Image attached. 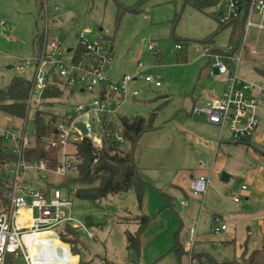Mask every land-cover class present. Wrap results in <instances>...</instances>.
<instances>
[{"label": "rangeland", "instance_id": "1", "mask_svg": "<svg viewBox=\"0 0 264 264\" xmlns=\"http://www.w3.org/2000/svg\"><path fill=\"white\" fill-rule=\"evenodd\" d=\"M42 3L44 9L39 11L35 0H0V88L7 86L13 77L33 79L34 67L28 60L33 55L32 40L37 30H43L44 33L45 28H48V39L56 38L60 44L62 58L71 57V52L66 49L76 48L78 34L82 30L91 45L101 44L103 53L110 52L104 69V75L110 80L132 77L140 70L158 75L161 82L158 88L153 89L144 82H137L134 85L141 90L140 94L135 100L127 98L118 111L126 116L148 117L154 114L153 126L159 130L147 131L140 136L134 157L138 163L149 161L150 166L153 164L151 160L156 162L162 158L165 167L175 173L197 169L195 167L199 165L208 167L215 161L213 172L217 182L210 176L212 192L203 201L204 210L200 214L198 210V220L201 218L207 222L208 231L210 216L218 219V226L226 225L228 228L218 233L205 232L207 237L203 242L207 251L219 262L227 259L239 262L244 248L252 250L249 248L258 245L264 248V177L259 171L264 170V99L259 103L258 122L253 133L238 140L233 138L227 125L221 129V125H214L208 117L193 114L191 110L194 99L195 104L205 105L207 101L219 97L224 88L222 74L208 76V58L202 52L204 46L220 48L227 45L231 27L218 25L219 13L224 14L226 9L218 5L198 9L184 0H42ZM184 42H187L186 58L182 60L177 57V53L183 55L185 51L175 48V44L182 45ZM248 44L249 47L256 44L257 53L246 54L238 64L237 73L241 78L264 89V77L258 70L264 65V31L258 32L251 28ZM148 45L152 46V50L147 48ZM67 92L69 90H63L56 99H50L52 104L41 108L57 114L59 121L77 104L87 105L94 98L88 92ZM37 96V93L33 94V98ZM32 111H29V117H32ZM200 121L213 127V139L221 131L218 146L205 145L213 132L208 131L207 126ZM115 125L114 120V128ZM21 128L22 119L0 111V135L3 129L19 133ZM25 130L30 137L29 123ZM67 148L70 151L75 149L72 143H68ZM154 154H158L156 159L152 158ZM201 168L206 169L205 166ZM160 173L168 174V171L165 169ZM223 173L228 175L226 180L222 179ZM74 174L70 170L66 176ZM30 180L34 188L43 185L42 181L33 177ZM49 181L52 183L51 189L61 187L62 198L67 199L69 196L75 218L94 226L93 237L82 229L77 230L79 244L75 255L79 264L89 262L91 256L97 255L100 250L104 251L112 233L115 234V243H118L122 231L119 230L121 227L116 217L122 214L124 208L137 213L136 201L131 206L128 200H119L123 193L108 196L95 204L74 196L76 182L72 179L64 181L58 175H51ZM254 183L257 184L255 190L252 189ZM241 184L249 188L246 195L241 191ZM164 191L175 196L168 186H165ZM159 195V198L154 195L149 197L150 216L153 217L158 208H161L160 213L165 212L163 218L169 214L176 216L179 204L174 203L173 211L169 206H164L168 200ZM234 196L239 198L237 203L232 200ZM246 196L247 199H244ZM177 197L183 199L184 194ZM193 230V241L199 239L194 225L188 231L187 244L191 242ZM230 236L234 237V244L224 239ZM29 244L33 264H69L73 259L68 246L54 237L37 233L29 239ZM118 246L116 244L114 255L109 254L117 256L115 263L137 264L136 260L131 262L135 253L124 257L125 253ZM188 255H184L181 264H212L209 258L191 260ZM7 256L6 264H29L23 255Z\"/></svg>", "mask_w": 264, "mask_h": 264}, {"label": "built area", "instance_id": "2", "mask_svg": "<svg viewBox=\"0 0 264 264\" xmlns=\"http://www.w3.org/2000/svg\"><path fill=\"white\" fill-rule=\"evenodd\" d=\"M210 1L212 6L218 5L226 9L224 14L219 13L218 25L231 26L236 23L239 36H236L234 44L227 43L220 48L204 46L202 55L208 58V76L222 74L225 84L219 97L207 101L205 105L194 103L191 110L194 114H207L213 123L221 125V129L227 125L233 138L238 140L253 133L258 122L259 103L264 99L263 88L241 78L237 73L238 64L244 56L257 53L256 44L249 47L248 37L251 28L258 32L264 31V0ZM47 29L45 28L43 33L46 39L40 50L28 59L33 64L34 73L32 87L26 98V114L40 104V96L51 73L59 80L62 91L66 89L69 92H79L82 88V92H88L94 95V98L87 105L77 104L56 123L57 139H50L48 142L51 146L62 147L56 167H48L43 161L25 159L24 149L28 144L24 129L26 118L22 120L19 133L9 129L1 130L4 138L10 142L14 160L8 170L11 178L10 188L5 191L9 205L5 211L0 212V264L6 263L8 254L23 255L29 264H33L29 253V239L37 233H51L54 238L67 245L68 243L60 239V233L69 224L92 236V228L75 218L69 196L67 199L62 198L60 186L51 189L49 178L51 175H58L62 179L67 177V172L77 162L74 142L86 136L95 147L102 145L99 127L112 123L127 98H136L140 93V89L132 85L133 82L142 81L152 88L161 85L158 75L144 73L143 70L137 71L132 77L108 79L104 75V69L107 67L110 52L103 53L101 44L91 45L85 39L83 30L78 34V44L85 52L75 60L74 49H66L71 52V57L62 58L60 44L56 38L48 39ZM147 48L152 50L151 45ZM175 48L179 49L180 45L175 44ZM35 93L38 98H33ZM78 124L88 130L87 134L82 133ZM92 125L95 128L94 133L90 131ZM42 140L46 141V138ZM115 141L122 143L123 136L116 133ZM68 143L74 145V151L68 150ZM30 177L42 181L43 185L34 188L29 181ZM208 184L209 176L197 175L189 181V188L194 195L203 197L208 190ZM240 187L242 190L247 188L244 184ZM238 199L237 196L233 197L234 202ZM180 203L186 205V200L183 199ZM217 221L218 219L214 218V233L226 228V225L218 226ZM193 237L194 230L191 231V245L194 244ZM69 250L70 248L68 252Z\"/></svg>", "mask_w": 264, "mask_h": 264}, {"label": "trees", "instance_id": "3", "mask_svg": "<svg viewBox=\"0 0 264 264\" xmlns=\"http://www.w3.org/2000/svg\"><path fill=\"white\" fill-rule=\"evenodd\" d=\"M184 1L185 3L191 2L198 9L213 5L210 0ZM35 3L39 11L44 9L42 0H35ZM133 10H137V8ZM230 27L231 35L228 43L234 44L236 36H239V28L238 26L236 27V23ZM43 43V30H37L32 40L33 54L40 50ZM186 43L179 44V49L185 51H182L183 55L177 53V57H180L182 60L186 58ZM74 51L75 60L85 52L80 44H77ZM258 70L264 77V65ZM45 83L46 88L40 96L41 102L37 107H34L32 117H29V112L26 114V98L32 87V79H24L20 76L13 77L7 86L0 88V111L22 120L26 118L25 126L29 123L30 137L27 135L28 144L24 149L25 159L27 161H43L48 167H56L59 164L58 157L62 147L60 145L51 146L48 142L50 139H57L55 127L59 116L45 111L41 106H49L52 104V100L50 99H56L63 91L54 73H51L47 77ZM70 93L72 92H67V94ZM114 120L116 122L115 128L113 127ZM153 120L154 114H150L148 117H142L140 115L126 116L118 113L112 123H105L99 127L102 144L100 147H95L86 136L74 142V145H76L75 156L77 162L70 170H73L75 174L74 176L64 178V181L72 179L76 182V187L73 192L77 199L90 200L95 204H99L102 200H105L108 196H114V194L125 193L130 190L134 192L137 213L132 218L129 216H121L116 219V222L128 223L131 222V219L138 222L139 226L134 232L124 231L126 249L135 253V256L138 258L141 254L140 235L149 222V216L143 214L141 211L145 187L148 183L138 174V165L136 159H134V152L140 136L144 132L157 128L153 126ZM116 133L123 136L124 141L122 143L115 141ZM2 134L0 135V212L5 211L9 205L5 191L10 188L11 178H9L8 170L14 160L10 142ZM43 138H46V141H43ZM126 213L130 215L131 212L126 211ZM60 239L70 245V253L75 255L77 245L79 244L77 229L69 224L66 225L63 228V232L60 233ZM171 249L180 252L179 246L176 243L173 244ZM98 258L101 259L99 264H117L109 261L105 257ZM211 263L264 264V248L259 247L253 250L244 248L241 262L235 260L221 262L213 260ZM85 264L91 263L89 261Z\"/></svg>", "mask_w": 264, "mask_h": 264}, {"label": "crops", "instance_id": "4", "mask_svg": "<svg viewBox=\"0 0 264 264\" xmlns=\"http://www.w3.org/2000/svg\"><path fill=\"white\" fill-rule=\"evenodd\" d=\"M137 82L139 81L133 82L132 85L136 86L134 84H136ZM136 98H132V100H135ZM194 103H196L195 99H194ZM201 115L208 117L207 114H199L198 116H201ZM208 120L210 123L215 125V123H213L209 119V117H208ZM200 123L204 126H207L208 131L213 132L214 130L213 127L207 125L205 121H200ZM156 130H159V129L156 128L154 130H151V132L152 131L154 132ZM213 135H214V132L212 133L211 138L205 141V145L218 146L220 144L221 131H219L216 139L212 138ZM157 156L158 154H154L152 158L156 159ZM134 159H136V163L138 164V174H140L141 178L144 181H147L148 183L145 187V194H144L142 204H141L142 205L141 211L143 212V214L149 216V220H148L149 222L146 225V228L141 232V235H140L141 237L140 257L138 258L135 256V258L137 259L135 258L131 259V262L136 260L138 262H142L141 264H181L182 262H184L183 257L186 253L187 254L189 253L188 258L191 260H193L194 258H196L197 260H200V259L202 260L203 258L204 259L209 258L211 262L213 260H216L214 259L212 255L209 254L203 242L205 241L204 238L207 237L205 232L208 231V224L206 221L202 220L200 217H199L200 219L198 220V210H199V214L204 210V207H202L204 205L203 201L206 200L212 192L211 191L212 187L210 185V176L211 178L213 176V180L217 182L216 174L213 172L214 167H215V161L211 166H208V167H206V165H199V167H195L197 169H186L183 171H176L175 173L174 171H171L172 169L165 167L166 165H165V162L162 160V158L160 160L157 159L156 162H152L151 160V163H153L152 166L148 164L149 161H143V163H138V159L135 157ZM203 166H205L206 169H202L201 167ZM150 167L152 168L148 171ZM165 169L168 171V174L160 173L161 170H165ZM259 171H261L262 177H264V170L260 169ZM197 175L209 176V184L207 187L208 190L203 197L194 195L193 193H191V190L189 188V181L191 180L193 176H197ZM258 178H257V181H258ZM29 181L31 180L29 179ZM165 186H168L169 189L173 190L174 194L172 195H175L174 197H172L171 194L169 195L166 193V191H164ZM248 189H249L248 187L245 190L241 189V191H243V195H246L247 193L246 191H248ZM252 189L254 190L257 189L256 183H254V185L252 186ZM159 194H161V196L163 195V197H165V199L168 200L166 204H164V206H169L173 211H175L174 203L179 204L177 212L175 213L176 216L172 217L169 214L167 215V217L163 218V216L165 215V212L163 211L162 213H160L161 208L160 209L158 208V210H156V212L153 214V217L150 216V210H149V205H148L149 197L151 195H154L156 198H159L160 196ZM182 194H184L183 199L186 200V205L181 204L179 201L183 199H179L177 197V196L180 197ZM121 196L122 197L119 200H121L122 202L125 199V200H128V205L132 206L134 204L135 195L132 190L123 193ZM177 199H179V201H177ZM244 199H247V196ZM206 203L208 202L206 201ZM159 205H160V202H159ZM198 206H200L199 209H198ZM126 211H129V210L124 208L122 214L117 216L116 219L121 216H129L130 218L135 216V213H133L131 210L129 211L131 212L130 215H128ZM209 219H210L208 220V223H210L209 231L213 232L212 223H214V218L212 219L210 216ZM117 223L121 227L119 230L122 231V234L119 235L118 243H115V239H114L115 234L112 233V235L109 236L111 238L108 240L107 245L104 246L103 248L104 249V251H102L103 253L100 250V252L97 255H93L90 257L89 261L91 264H99L101 259L98 257H105L109 261H112L115 263L118 260L117 256L112 257V256H109V254H113V255L115 254L114 251L116 250L115 248L116 244H118L119 245L118 248L123 253H125L124 257H129V256L134 255L132 251H128L126 249V237L124 236V231L127 230L130 233L134 232L135 230H137L139 226L138 222L131 219V222H128V223H125V222L123 223L117 222ZM194 225L196 227V233H197L196 235L199 236V239L198 241H194V244L192 245H191V242L187 244V238L189 237L188 231L192 230V227ZM88 226L92 227V231H93L94 229L93 224L90 223V225ZM227 228L228 226L224 230H221V231H225ZM96 231H98V228H96ZM93 236H94V231H93L92 236L90 237H93ZM226 238L227 237L224 238L226 242H231L234 244V237L230 236L229 239H226ZM175 243L179 246L180 252H176L173 249H171V247ZM222 244H223V241L221 242V245ZM67 246L69 249L70 245L67 244ZM259 247H262V246L258 245V247L256 248L250 247L249 249L253 250ZM71 255L73 259L69 264H79L78 263L79 259L77 255H73V254ZM140 258H142V261L140 260ZM138 262L137 264H140Z\"/></svg>", "mask_w": 264, "mask_h": 264}, {"label": "water", "instance_id": "5", "mask_svg": "<svg viewBox=\"0 0 264 264\" xmlns=\"http://www.w3.org/2000/svg\"><path fill=\"white\" fill-rule=\"evenodd\" d=\"M70 49H67V51H69ZM82 92L83 91V89L82 88H80V90H79V92ZM78 128L79 129H81V131H82V133L85 135V134H87V132H88V130L87 129H85L84 127H83V125L82 124H78ZM90 131L92 132V133H94L95 132V128L93 127V125L90 127ZM227 177H228V175H226L225 173H223V176H222V179L223 180H226L227 179ZM48 235V234H47ZM50 235V234H49ZM52 235V234H51Z\"/></svg>", "mask_w": 264, "mask_h": 264}, {"label": "bare ground", "instance_id": "6", "mask_svg": "<svg viewBox=\"0 0 264 264\" xmlns=\"http://www.w3.org/2000/svg\"><path fill=\"white\" fill-rule=\"evenodd\" d=\"M41 234H43L44 236H46V237H49V238H52L53 236L51 235V233H41ZM48 234V235H47ZM50 234V235H49Z\"/></svg>", "mask_w": 264, "mask_h": 264}]
</instances>
